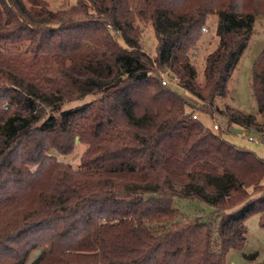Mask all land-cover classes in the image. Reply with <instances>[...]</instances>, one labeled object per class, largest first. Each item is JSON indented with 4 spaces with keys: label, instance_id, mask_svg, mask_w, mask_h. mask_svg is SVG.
Listing matches in <instances>:
<instances>
[{
    "label": "trees",
    "instance_id": "1",
    "mask_svg": "<svg viewBox=\"0 0 264 264\" xmlns=\"http://www.w3.org/2000/svg\"><path fill=\"white\" fill-rule=\"evenodd\" d=\"M30 2L0 0V264H225L248 218L264 228V159L223 137L264 134V48L257 114L215 102L264 0ZM213 15L219 44L200 81L195 49ZM217 111L219 133L201 120ZM76 137L78 169L57 159ZM177 199L213 210L192 216Z\"/></svg>",
    "mask_w": 264,
    "mask_h": 264
},
{
    "label": "rangeland",
    "instance_id": "2",
    "mask_svg": "<svg viewBox=\"0 0 264 264\" xmlns=\"http://www.w3.org/2000/svg\"><path fill=\"white\" fill-rule=\"evenodd\" d=\"M28 6L32 5L31 0H24ZM50 9L56 11L67 7L69 4L76 3V0H45ZM135 3V0H131ZM217 16H210L209 21L202 29V38L196 46V58L193 62L197 67L199 80L203 79V71L205 67V59L209 53L216 49L219 44V38L216 34ZM142 43L146 53L154 56L157 48V36L153 27L148 24L141 26ZM264 48V18L256 16L254 19L252 34L247 48L243 51L240 60L232 74L227 88L226 98H219L215 102V107L219 110H224L228 105L247 114H257L256 103L253 98L252 90V75L253 66L256 60L261 55ZM168 80V79H167ZM177 88V87H175ZM93 100L92 97L85 101ZM75 105H67L64 109H71ZM217 111L215 121L212 117L203 115L202 122L206 127L214 132L219 133L218 126L224 127L226 120ZM257 129H263L262 117L258 116ZM218 124V126H217ZM256 130H243L242 134L233 132H224L223 137L230 143L254 152L258 157L264 159V134ZM249 137H253L257 141H250ZM77 138V137H76ZM79 138V137H78ZM79 139L75 144L76 148L72 154L62 156L58 154L57 159L65 164L71 165L74 169H78L81 163V157L87 146L79 143ZM178 209L189 215H198L207 217L211 214L212 208L198 201H185L177 199L175 201ZM247 232L243 236L238 247L232 249L226 258L225 264H264V228L259 225V215L254 214L246 221ZM38 254V250L30 254V259L33 260ZM256 254L257 257L253 260L250 256Z\"/></svg>",
    "mask_w": 264,
    "mask_h": 264
},
{
    "label": "built area",
    "instance_id": "3",
    "mask_svg": "<svg viewBox=\"0 0 264 264\" xmlns=\"http://www.w3.org/2000/svg\"><path fill=\"white\" fill-rule=\"evenodd\" d=\"M203 30H205V28ZM177 83H178L177 78H174V80H173V82L171 84H173V86L177 87ZM168 84H170L169 80H167V78H164L163 85H168ZM194 118H196V116H194ZM249 140L250 141H257L253 137H249ZM263 142H264V139H263Z\"/></svg>",
    "mask_w": 264,
    "mask_h": 264
},
{
    "label": "water",
    "instance_id": "4",
    "mask_svg": "<svg viewBox=\"0 0 264 264\" xmlns=\"http://www.w3.org/2000/svg\"><path fill=\"white\" fill-rule=\"evenodd\" d=\"M231 132L235 133V134H242L243 130L242 129H238V128H231ZM79 138H76V142Z\"/></svg>",
    "mask_w": 264,
    "mask_h": 264
}]
</instances>
